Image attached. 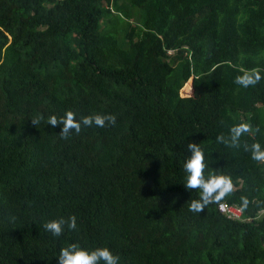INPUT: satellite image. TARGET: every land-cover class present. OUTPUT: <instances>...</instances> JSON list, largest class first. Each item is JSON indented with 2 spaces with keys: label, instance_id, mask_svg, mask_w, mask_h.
<instances>
[{
  "label": "trees",
  "instance_id": "obj_1",
  "mask_svg": "<svg viewBox=\"0 0 264 264\" xmlns=\"http://www.w3.org/2000/svg\"><path fill=\"white\" fill-rule=\"evenodd\" d=\"M245 72L261 79L243 87ZM66 111L117 122L62 138L47 119ZM241 122L252 130L236 146L217 140ZM189 141L205 176L233 183L202 212L183 183ZM254 141L264 147V0H0V264H58L71 243L107 246L119 264H264ZM70 216L59 237L43 226Z\"/></svg>",
  "mask_w": 264,
  "mask_h": 264
},
{
  "label": "clouds",
  "instance_id": "obj_2",
  "mask_svg": "<svg viewBox=\"0 0 264 264\" xmlns=\"http://www.w3.org/2000/svg\"><path fill=\"white\" fill-rule=\"evenodd\" d=\"M261 79L257 72H245L236 77L235 82L247 87L256 84ZM33 124L37 123L38 118L31 119ZM117 118L113 114H91L77 119L72 111H66L63 115L57 117L51 115L47 119V124L55 127L58 123L62 126L60 134L62 138H67L73 131L79 133L83 126L95 124L98 127L106 126V123L114 125ZM252 126L249 123L241 122L233 125L229 130L228 139L223 135L217 137L228 146H236L240 142L243 134L249 133ZM251 152V157L256 161H264V147L261 143L254 141L250 146H246ZM187 150L190 153L184 161L183 168L185 172L184 185L187 189H199V199L193 200L190 204V210L202 212L210 202L221 200L225 195L233 190L232 179L226 174L205 176L206 168L205 152L199 143L189 141ZM244 207L248 205V199L242 197ZM44 228L54 237H59L67 227L76 228V217H60L50 219L44 222ZM58 264H119V256L114 254L107 246H96L92 248L80 246L77 243L68 244L62 247L56 256Z\"/></svg>",
  "mask_w": 264,
  "mask_h": 264
},
{
  "label": "built area",
  "instance_id": "obj_3",
  "mask_svg": "<svg viewBox=\"0 0 264 264\" xmlns=\"http://www.w3.org/2000/svg\"><path fill=\"white\" fill-rule=\"evenodd\" d=\"M219 209L221 212L225 213L228 217L233 218V219H245L243 214H244V209L240 205L236 204H228L226 202L220 203Z\"/></svg>",
  "mask_w": 264,
  "mask_h": 264
},
{
  "label": "rangeland",
  "instance_id": "obj_4",
  "mask_svg": "<svg viewBox=\"0 0 264 264\" xmlns=\"http://www.w3.org/2000/svg\"><path fill=\"white\" fill-rule=\"evenodd\" d=\"M108 28H112V26H110V27H108ZM115 34H116V33H115ZM116 35H117V34H116ZM261 213H262V214H264V212H263V211H262Z\"/></svg>",
  "mask_w": 264,
  "mask_h": 264
}]
</instances>
